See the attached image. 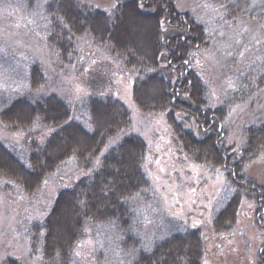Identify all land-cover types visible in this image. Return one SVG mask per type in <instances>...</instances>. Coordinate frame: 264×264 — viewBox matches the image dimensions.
Returning a JSON list of instances; mask_svg holds the SVG:
<instances>
[{"label": "trees", "instance_id": "obj_1", "mask_svg": "<svg viewBox=\"0 0 264 264\" xmlns=\"http://www.w3.org/2000/svg\"><path fill=\"white\" fill-rule=\"evenodd\" d=\"M108 3L105 13L91 0H47L50 80L41 63L31 64L27 83L34 94L0 106V123L7 130L28 133L23 160L0 141L3 190L12 184L36 196L69 161L81 172L57 189L44 216L28 223L29 255L43 264H82L78 252L91 240L95 264H264V171L257 167L264 164V117L245 126L238 148L225 149L221 108L208 106L206 86L190 67L204 32L189 11L167 0ZM127 14L150 23L142 47L119 34ZM81 36L134 74L135 103L144 114L164 116L190 160L224 172L220 201L206 230L173 227L145 240L147 218L158 214L159 194L145 169L147 145L130 132V111L99 92L105 81L100 69L79 106L51 90L80 68ZM178 114L206 122L198 136L183 128ZM39 129L51 132L41 140L35 136ZM2 264L22 263L6 257Z\"/></svg>", "mask_w": 264, "mask_h": 264}, {"label": "rangeland", "instance_id": "obj_2", "mask_svg": "<svg viewBox=\"0 0 264 264\" xmlns=\"http://www.w3.org/2000/svg\"><path fill=\"white\" fill-rule=\"evenodd\" d=\"M91 1L101 11L109 10L108 0ZM167 1L189 11L193 21L203 29V47L192 57L190 67L206 86L208 106L219 107L223 113L219 129L223 142H219L225 149L238 148L243 143L245 126L264 117V0ZM46 2L0 0V106L26 93L34 94L27 83L31 64L41 63L48 76L53 72L49 67L51 52L45 43L50 25L45 12ZM121 24L119 34L122 39L142 47L151 32L150 23L127 14ZM79 40L80 68L63 77L51 90L79 106L81 99L94 89L90 80L100 69L105 81L99 92L117 98L130 111V132L147 145L145 169L159 194L158 214L147 218L144 228L147 243L159 232L164 234L173 227L209 228L224 188L222 169L216 167L209 171L190 160L164 116L144 114L135 103L132 94L134 74L124 70L101 48L91 47L87 36H81ZM154 94L148 90V95ZM178 115L183 128L195 137L200 125L206 123L199 124L192 118L184 120L181 114ZM39 130L35 136L41 140L51 132ZM27 136L25 132H11L0 123V141L20 160L25 155L23 142ZM257 167L264 171V164ZM76 169L74 162L69 161L36 196H28L12 184L9 191L0 187V264L6 257L20 260L22 264H43L29 255L27 225L47 213L58 188L68 186L73 178L81 175ZM240 232L243 233V229ZM94 248L91 240L83 244L77 256L80 263L95 264Z\"/></svg>", "mask_w": 264, "mask_h": 264}, {"label": "water", "instance_id": "obj_3", "mask_svg": "<svg viewBox=\"0 0 264 264\" xmlns=\"http://www.w3.org/2000/svg\"><path fill=\"white\" fill-rule=\"evenodd\" d=\"M190 68H188V70H189Z\"/></svg>", "mask_w": 264, "mask_h": 264}, {"label": "bare ground", "instance_id": "obj_4", "mask_svg": "<svg viewBox=\"0 0 264 264\" xmlns=\"http://www.w3.org/2000/svg\"><path fill=\"white\" fill-rule=\"evenodd\" d=\"M191 69V68H190Z\"/></svg>", "mask_w": 264, "mask_h": 264}]
</instances>
